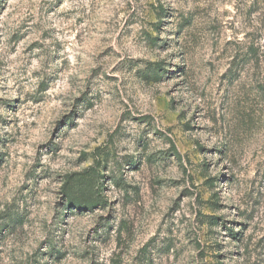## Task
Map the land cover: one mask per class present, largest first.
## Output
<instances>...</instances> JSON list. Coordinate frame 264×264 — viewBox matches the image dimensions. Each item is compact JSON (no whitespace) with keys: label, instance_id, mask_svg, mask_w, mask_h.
Returning <instances> with one entry per match:
<instances>
[{"label":"rangeland","instance_id":"rangeland-1","mask_svg":"<svg viewBox=\"0 0 264 264\" xmlns=\"http://www.w3.org/2000/svg\"><path fill=\"white\" fill-rule=\"evenodd\" d=\"M0 264H264V0H0Z\"/></svg>","mask_w":264,"mask_h":264}]
</instances>
